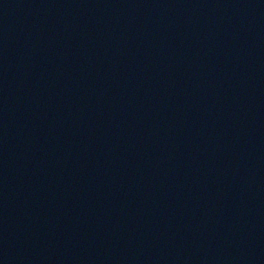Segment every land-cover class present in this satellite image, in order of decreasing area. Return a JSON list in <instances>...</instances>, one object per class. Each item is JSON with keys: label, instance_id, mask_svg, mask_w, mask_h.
<instances>
[{"label": "water", "instance_id": "1", "mask_svg": "<svg viewBox=\"0 0 264 264\" xmlns=\"http://www.w3.org/2000/svg\"><path fill=\"white\" fill-rule=\"evenodd\" d=\"M0 264H264V0H0Z\"/></svg>", "mask_w": 264, "mask_h": 264}]
</instances>
